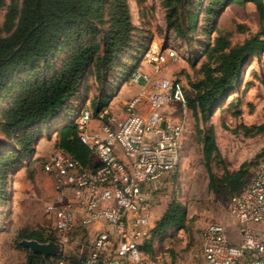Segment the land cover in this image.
Segmentation results:
<instances>
[{
	"label": "rangeland",
	"instance_id": "obj_1",
	"mask_svg": "<svg viewBox=\"0 0 264 264\" xmlns=\"http://www.w3.org/2000/svg\"><path fill=\"white\" fill-rule=\"evenodd\" d=\"M208 2L191 0L175 4L169 12L164 0H125L132 23L131 39L126 49L114 59L101 82L93 71L84 74L68 111H63L52 125L36 124L37 140L33 154L14 166L15 170L5 173L3 189L0 190V264H27L31 251L21 244V240L33 239L32 236L43 238V242H56L63 255L79 257L94 234L91 227L83 231V235L75 231L60 234L45 212L46 205L57 202L59 197L54 181L43 170L42 163L56 148L55 134L62 122L74 119L84 107L95 110L101 104L100 98H106L104 102L109 105L117 102L133 86H137L138 91L147 92L162 76L179 82L191 96L195 91L194 84L203 77L201 67L207 62L206 56H195L203 44L210 46L219 33L229 38L232 44L257 33H263L264 38V16L261 20L256 5L249 0L229 3L217 15L209 34L205 33L209 19L205 10ZM17 3L19 6V1ZM116 3L117 0H106L102 18L93 17V21L107 29L111 14L118 9ZM11 4L12 0H4L0 6V36L7 34L17 22V17L7 20ZM195 10V27L188 32L189 16ZM214 26L216 30H213ZM93 38L91 35L61 39L62 47L49 57L51 70L59 69L71 50ZM150 46H157L164 55L158 71L153 62L144 59ZM170 50L175 52L173 57L167 56ZM145 66L151 69L152 80L144 86L132 83L130 72L136 67L143 70ZM26 79L25 71L17 73L0 96V150L3 153L13 146V140L3 132V112L19 94ZM164 111L172 120L183 123L181 153L178 165L148 191L152 209L149 236L156 221L172 202L185 207L186 220L182 226L170 227L155 235L149 257L155 264H209L202 254V231L208 223L219 222L227 227L232 242L239 241L235 222L229 215L231 195L249 178L255 162L264 154L261 153L264 129L257 132V127L264 124V52L245 64L240 87L214 107L206 119L188 105L181 107L175 102L169 103ZM210 129L219 154L213 152L206 159L203 140ZM208 167L214 175L212 183ZM237 172V177L227 176ZM70 198L71 195L66 193L63 200ZM34 254L40 257L32 259L31 264H46L41 254Z\"/></svg>",
	"mask_w": 264,
	"mask_h": 264
},
{
	"label": "built area",
	"instance_id": "obj_2",
	"mask_svg": "<svg viewBox=\"0 0 264 264\" xmlns=\"http://www.w3.org/2000/svg\"><path fill=\"white\" fill-rule=\"evenodd\" d=\"M175 52L168 51L173 57ZM144 59L159 70L164 55L149 47ZM134 84L152 78L141 68L129 74ZM187 105L182 85L162 76L151 89L131 95L123 114L108 104L95 114L84 107L73 119L78 136L97 157L84 167L62 149H54L43 161L58 192V201L45 207L60 234L83 231L96 225L83 255L50 256L46 264H155L141 248L149 236L151 193L158 182L179 163L183 123L169 118V103ZM92 120L97 121L96 124ZM66 193L71 195L63 200ZM229 215L235 222L238 242H232L227 227L208 223L202 231V254L209 264H264V157L231 198Z\"/></svg>",
	"mask_w": 264,
	"mask_h": 264
},
{
	"label": "trees",
	"instance_id": "obj_3",
	"mask_svg": "<svg viewBox=\"0 0 264 264\" xmlns=\"http://www.w3.org/2000/svg\"><path fill=\"white\" fill-rule=\"evenodd\" d=\"M16 1H19V6ZM189 1L191 0H164L170 8L169 12L175 4ZM234 1L244 3L248 0H209L205 8L209 15L205 33L209 34L217 15ZM249 1L256 5L262 20L264 0ZM105 3L106 0H12L7 20L17 17V22L7 34L0 36V96L17 73L25 71L27 79L19 94L3 112V132L13 140V146L8 147L5 153L0 150V190L3 189L6 171L15 170L14 166L33 154L37 140L34 126L44 123L52 125L58 114L68 111L69 103L77 93L84 74L93 71L95 78L101 82L114 59L128 46L132 23L125 0H117L118 9L111 14L107 29L93 21V17L98 20L102 18ZM3 4L4 0H0V6ZM195 14L196 10L190 13L188 32L195 27ZM168 17L171 19L172 15ZM213 30H216L215 26ZM91 35L94 36L92 40L71 50L59 69L51 70L49 57L62 47V40L72 36L80 39ZM262 36L263 33H257L240 43L232 44L229 38L219 33L210 46L203 44L200 47L195 56L204 55L207 62L201 67L202 79L194 84V94L187 95V105L200 114L202 119H206L214 107L240 87L245 64L264 52ZM47 71L50 72L47 74ZM105 99L100 98V106L92 109L94 114L108 105L104 102ZM64 122L56 130L55 149L69 153L84 167L89 166L92 163L91 149L80 140L73 119ZM263 129L264 124H261L257 127V132ZM203 147L206 159L213 152L219 154L212 129L204 136ZM261 153H264V147ZM263 157L264 154L261 158ZM208 173L212 183L214 175L209 167ZM227 176L237 177L239 172ZM245 182L239 185L231 197ZM185 220V207L175 202L170 203L141 248L149 255L155 235L170 227L182 226ZM30 238L45 241L38 236ZM35 257L40 255L28 252L27 264H31Z\"/></svg>",
	"mask_w": 264,
	"mask_h": 264
},
{
	"label": "water",
	"instance_id": "obj_4",
	"mask_svg": "<svg viewBox=\"0 0 264 264\" xmlns=\"http://www.w3.org/2000/svg\"><path fill=\"white\" fill-rule=\"evenodd\" d=\"M21 244L31 252L41 254L46 262L50 256L62 254L61 246L53 241L40 242L36 239H22Z\"/></svg>",
	"mask_w": 264,
	"mask_h": 264
},
{
	"label": "crops",
	"instance_id": "obj_5",
	"mask_svg": "<svg viewBox=\"0 0 264 264\" xmlns=\"http://www.w3.org/2000/svg\"><path fill=\"white\" fill-rule=\"evenodd\" d=\"M143 71H145L148 75L151 76V74H150L151 69H150L149 67H146V66H145V68L143 69ZM145 84L147 85L148 83H145ZM138 90H139V89H138L137 86H133L132 89H131V91H130L129 93L125 94L123 97H120V98L118 99L117 102L110 103V106H111L113 112L116 113V114H118L119 116H122V114H123V106H124V103L126 102V100L128 99V97L130 96L131 92L134 94V93H136ZM185 92H186V95H189V94H190V93H189L188 91H186V90H185ZM133 94H132V95H133ZM61 114H62V113H60V114H58V115L56 116V118H55L56 121L59 120V118H60L59 116H61ZM55 120H54V121H55ZM56 121H55V122H56ZM66 121H67V120H66ZM55 122H53V123H55ZM64 123H66V122H64ZM92 123H93V124H96L97 121L92 120ZM57 128H58V127H57ZM55 136H56V134H55ZM55 138H56V137H55ZM95 157H96V156H95L94 154H92V162H93V163L97 162V160L95 161ZM96 159H97V157H96ZM95 228H96V225H92V226H91V230H92V229L95 230Z\"/></svg>",
	"mask_w": 264,
	"mask_h": 264
}]
</instances>
